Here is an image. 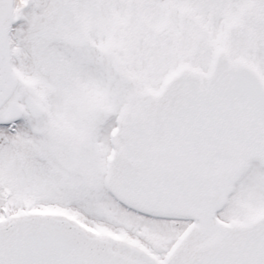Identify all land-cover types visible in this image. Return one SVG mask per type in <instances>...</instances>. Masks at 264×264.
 Here are the masks:
<instances>
[{"label": "snow or ice", "instance_id": "obj_1", "mask_svg": "<svg viewBox=\"0 0 264 264\" xmlns=\"http://www.w3.org/2000/svg\"><path fill=\"white\" fill-rule=\"evenodd\" d=\"M0 264H264V0H0Z\"/></svg>", "mask_w": 264, "mask_h": 264}]
</instances>
